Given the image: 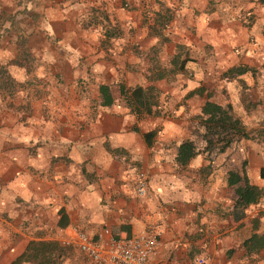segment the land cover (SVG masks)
Returning a JSON list of instances; mask_svg holds the SVG:
<instances>
[{"label": "crops", "instance_id": "crops-1", "mask_svg": "<svg viewBox=\"0 0 264 264\" xmlns=\"http://www.w3.org/2000/svg\"><path fill=\"white\" fill-rule=\"evenodd\" d=\"M160 1L172 14L162 39L146 24ZM160 1L0 0V9L18 11L17 27L0 36V64L17 82L11 93L0 89V264L32 238L64 244L74 229L93 234L108 226L127 235L152 223L161 232L151 264H264V247L247 251L242 244L264 231V196L235 206L227 183V171L241 172L247 156L259 164L245 166L249 180L264 186L261 144L240 140L209 150L200 142L188 163L176 159L180 142L193 139L187 117L206 99L240 102L241 75L223 71L264 61L257 36L264 35V3L219 0L209 10V0ZM21 36L23 46L15 43ZM158 42L167 52L177 44L188 50L171 76H148L141 62ZM100 84L110 87L111 104H101ZM137 85L154 86L157 107L166 109H133ZM141 169L144 193L136 190ZM74 248L59 264H92Z\"/></svg>", "mask_w": 264, "mask_h": 264}, {"label": "trees", "instance_id": "trees-1", "mask_svg": "<svg viewBox=\"0 0 264 264\" xmlns=\"http://www.w3.org/2000/svg\"><path fill=\"white\" fill-rule=\"evenodd\" d=\"M256 1L262 4L264 3V0ZM125 6H128V4L125 3ZM164 10L165 11L162 12L158 10L155 16V22H160L161 26H164L168 18L172 16L168 6H166ZM17 14L18 11H11L7 6L0 9V36L9 31L11 26L14 25L17 27ZM2 39L4 40V37ZM21 40L24 43V36L18 37L15 43L17 44V42ZM187 53L188 50L186 49V45L177 44V50L172 55V62L175 65V69H182L184 67L186 60L189 59ZM261 69L264 70V61L259 66L238 63L226 68L223 71V75L227 78H231L249 72L252 79L255 80L257 78L256 73ZM244 79L243 77H237L238 83L240 84L239 99L246 112H250L259 108L263 100L261 99V95H250L249 90L251 91L253 85L255 86L253 83L254 81L252 80V84L250 85V83H246ZM12 81L14 82L6 66L0 64V89H5L11 93L14 89L12 86L13 84L10 85ZM6 84L9 85L6 86ZM120 90L121 92L125 91L123 86L120 87ZM153 90L155 89L152 85L146 87L137 85L131 89L130 96L139 110L143 109L149 111L151 109L150 104H152V101L150 98L151 91ZM99 93L101 96V104L107 105L114 101L110 87L107 84L99 85ZM232 105L230 101L220 103L211 99H206L201 105L200 112L194 114L196 118L199 119V124L204 128L203 138L206 140L204 144L205 149L210 150L213 148L211 146H215L213 143L214 140L212 139L213 135L217 137L215 141L220 142L217 146L218 150L225 149L236 138L241 139L250 137V129L243 122L239 114L236 113ZM262 119H264V116ZM197 152H199V147L194 138L183 139L178 145L176 154L177 162L184 165L188 163ZM245 158L247 157H243L242 159ZM243 162H245V160H243ZM260 170L263 175L264 168L260 167ZM227 183L233 185L237 193L235 206L244 207L250 203L258 202L259 199L264 196V186H259L249 180L245 165H242L241 172L229 169L227 171ZM263 213L264 210L259 211V214ZM258 220L259 218L255 216L253 218V223L257 224ZM242 244L247 251H258L260 248L264 247V231H253L248 237L244 238ZM64 247H66V245L62 244L58 239L32 238L28 241L25 249L13 258L9 264H22L24 261H29L31 264H59L63 260L62 255H64Z\"/></svg>", "mask_w": 264, "mask_h": 264}, {"label": "rangeland", "instance_id": "rangeland-1", "mask_svg": "<svg viewBox=\"0 0 264 264\" xmlns=\"http://www.w3.org/2000/svg\"><path fill=\"white\" fill-rule=\"evenodd\" d=\"M159 1L160 0H158V2ZM209 1L210 2L208 3V6H207V8L209 10L218 6L219 0H209ZM162 4H163V2L160 1V5H161L160 10L165 11L164 9L166 6H162ZM152 11H153L152 14H150V15L148 14L149 19L146 18V24L149 27L151 26V28L154 31L156 28V31H159L158 33H161L159 36H160V39H162L163 38L162 32L167 28V25L169 24L170 18H168V20H167V22H165L164 26H161L160 22L154 21V15H155L154 12L155 11L153 8H152ZM261 11L263 12L264 10H261ZM167 14H166V17H167ZM250 15L251 14H248L245 17V23H247L248 25L253 20V16L251 17ZM254 15H255V13H254ZM257 34H259V35H257L259 37V39L261 37L264 38V35L261 36L260 33H257ZM23 44L24 43L22 42V40L18 42V45H20V46H23ZM235 50H237V49H235ZM237 52H239V50ZM140 53L141 52H139V54ZM173 54L174 53H172V52L165 51L159 42L156 43L151 48H149L148 50L143 51L142 54L140 55V57L143 59V61H141V62H143L145 69L149 71L148 76L154 77V76H159V75L166 74V73L169 74V76H171L172 75L171 73H173L176 70L175 65L172 62V55ZM262 56H264V52L262 53ZM256 74H257V78L255 80L252 79L251 74L249 72L241 74V77H243V79L245 78L244 79L245 82L248 84L250 83V85L252 84V80L254 81L253 83L255 84V86L253 85V89H251V91L249 90L250 95L251 96L252 95H256V96L261 95V99L263 101L261 102L259 108H257L256 110H252L250 112H246V110L242 107L240 102L236 103L237 107L234 104L232 105L233 109L236 111L237 114H239V116L242 118L243 122L250 129V135H249L250 137L249 138H241V139L236 138V139H234V141L232 143H235V142L241 143L240 140H242L243 144L247 147L248 145H250L252 143L249 141L253 140V141L259 142L261 144L262 148L264 149V130H263L264 129V119H262V117L264 116V74L263 73L261 74L260 71L257 72ZM8 85L9 84H6V86H8ZM10 85H12L15 88V86L17 85V82L12 81V83ZM217 92L218 91L214 90V87H212L211 93H217ZM222 92H223V90H222ZM224 93H225V89H224ZM226 97H227V95H226ZM150 99L152 101V104H154V107H153V110H154L153 114L154 115L160 114L163 109H166L167 106H165V107L159 106V108L157 107L159 105L160 100L157 97V92L155 90L151 91V98ZM163 105H164V103H162L161 106H163ZM133 109H135L140 114L143 111H145L143 109L139 110L136 106H134ZM199 123H200L199 119H197L195 115H189L187 117V122L185 125L193 133V138L197 141V143L203 142L205 144L206 140L203 138L204 128ZM199 127H201L202 130H199ZM212 137H213L212 139L214 140L213 143L215 144V146H211V147L217 148V146L220 144V142L215 141V138H217L215 135H213ZM243 160H245V162H243ZM241 164L245 165V166H249L250 165L249 159L248 158L242 159ZM258 166H259V164L256 161L251 162L250 167L253 170L258 169ZM146 186H147V183H146ZM73 249H75V248L72 245H66V247L63 248V254L66 255L67 253H69L70 250H73Z\"/></svg>", "mask_w": 264, "mask_h": 264}, {"label": "built area", "instance_id": "built-area-1", "mask_svg": "<svg viewBox=\"0 0 264 264\" xmlns=\"http://www.w3.org/2000/svg\"><path fill=\"white\" fill-rule=\"evenodd\" d=\"M147 183L146 172H137L136 190L144 193ZM161 226L152 223L140 233L117 235L110 227L103 226L95 233L74 229L71 239L63 241L73 245L92 264H151Z\"/></svg>", "mask_w": 264, "mask_h": 264}]
</instances>
